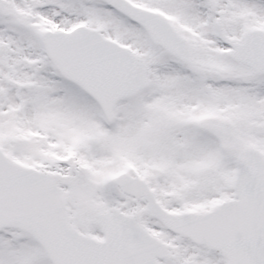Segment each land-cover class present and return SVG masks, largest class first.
<instances>
[{"label":"snow or ice","instance_id":"6c2138e0","mask_svg":"<svg viewBox=\"0 0 264 264\" xmlns=\"http://www.w3.org/2000/svg\"><path fill=\"white\" fill-rule=\"evenodd\" d=\"M0 264H264V0H0Z\"/></svg>","mask_w":264,"mask_h":264}]
</instances>
